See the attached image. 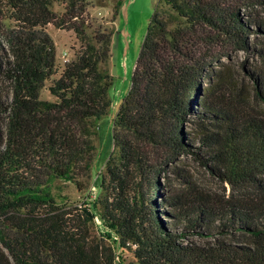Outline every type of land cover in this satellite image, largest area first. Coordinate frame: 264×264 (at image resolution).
Segmentation results:
<instances>
[{
    "label": "trees",
    "instance_id": "16d2710c",
    "mask_svg": "<svg viewBox=\"0 0 264 264\" xmlns=\"http://www.w3.org/2000/svg\"><path fill=\"white\" fill-rule=\"evenodd\" d=\"M85 3L69 0L58 16L52 0H0V78L13 88L10 103L0 98L6 120L0 128V264L5 252L15 264L116 263L114 250L90 243L53 193L57 179L75 181L92 169L90 137L112 105L113 77L105 66L113 32L89 36ZM163 5L171 13L161 12ZM250 11L254 0L158 1L131 90L114 120L110 185L102 181L109 193L101 217L137 264H264V185L254 191L257 175L264 176V115L224 92L199 96L215 45L255 51L249 38L264 32V22L246 15ZM48 25L74 31L82 43L52 82L56 103L41 100L46 82L58 75ZM256 51L264 56V49ZM254 78V100L264 103V75L254 72ZM189 122L206 130L200 140L207 153L194 151L186 139ZM160 149L172 154L168 161L192 152L225 167L230 174L224 177L239 194L221 204L194 202L169 217L161 208L173 203L157 199L169 164H162ZM190 234L213 241H190ZM228 235L237 241L218 239Z\"/></svg>",
    "mask_w": 264,
    "mask_h": 264
},
{
    "label": "rangeland",
    "instance_id": "374dc122",
    "mask_svg": "<svg viewBox=\"0 0 264 264\" xmlns=\"http://www.w3.org/2000/svg\"><path fill=\"white\" fill-rule=\"evenodd\" d=\"M158 1L86 0L89 36L92 37L99 29L113 32L111 57L105 66L113 77V85L109 89L112 105L108 115L96 123L90 137L95 146L92 169L79 175L75 181L57 179L53 184L58 207L69 213L67 217L72 219V222L83 225L82 229H85L83 233L90 243L104 252L113 249L117 255L115 264H137V262L132 250L121 247L118 235L107 227L101 217L102 201L109 193L102 187V181L105 182L104 187L110 185L107 162L114 150L112 143L114 120L131 90L133 73ZM261 1L254 0V12L245 13L246 15L254 13L255 18L264 22V2ZM68 3L69 0H52L51 10L56 15L62 16ZM160 11L171 13L170 7L165 5ZM10 23L8 21V24ZM172 27H176V23ZM45 31L56 46L58 75L46 82L41 91V100L56 103L58 99L50 92L52 82L59 78L67 62L76 59L82 43L77 39L74 31L58 29L53 25L45 27ZM249 39L255 50L250 53L237 50L225 41L215 45L208 68L210 73L202 81L199 96L201 99L205 97L209 99L212 95L217 97L224 92L227 97L236 101L245 99L251 108L255 107L264 115V103L254 100L256 87L254 72L264 75V56L256 51L264 49V32L254 33ZM0 98L8 103L13 98L12 84L1 78ZM5 126V116L0 114V128L4 129ZM203 130L194 122L184 125L185 137L194 151L207 153V146L201 144L200 140L201 135L206 132ZM158 151L162 155V164L169 163L166 166L167 171L159 177L160 189L157 197L159 201L168 200L173 203H166L161 208L169 214V217H173V214L178 213L182 208L186 209L187 206L190 208L194 202L221 204L232 195L239 194L233 192L232 184L224 177L225 174H230L225 167L220 168L214 162L206 164L205 160L201 162L192 152H182L170 162L168 159L172 158V154L169 150ZM257 178L261 182H254V191L260 184L264 185V176L257 175ZM86 213L93 215V218L88 219ZM163 219L167 223L174 224L173 219ZM218 239L228 242L237 241V238L231 235L219 236ZM188 240L201 244L213 241L212 238H201L196 234H190ZM5 257V264H15L7 252Z\"/></svg>",
    "mask_w": 264,
    "mask_h": 264
}]
</instances>
